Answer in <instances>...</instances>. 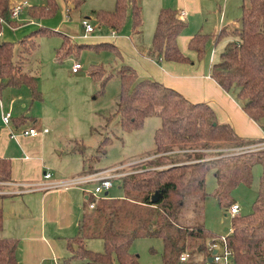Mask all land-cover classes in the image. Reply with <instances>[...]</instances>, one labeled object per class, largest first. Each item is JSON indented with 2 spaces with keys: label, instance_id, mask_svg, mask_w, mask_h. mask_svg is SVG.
<instances>
[{
  "label": "trees",
  "instance_id": "trees-1",
  "mask_svg": "<svg viewBox=\"0 0 264 264\" xmlns=\"http://www.w3.org/2000/svg\"><path fill=\"white\" fill-rule=\"evenodd\" d=\"M67 9L79 7L85 0H65ZM142 0H115L111 9L95 11L97 20L111 30L119 31L126 17L132 18V31L140 33L144 21ZM10 0H0V31L3 20L12 26L18 22L10 16ZM59 9L58 0H45L27 8L31 18L46 20ZM3 19V20H2ZM188 22L177 8L160 9L154 30L151 53L160 61L192 59L181 50L178 37ZM43 25L30 32L20 43L22 52L30 53L36 46L37 35L53 33ZM62 34V43L56 50L57 61L79 52L82 47L69 35ZM228 38L219 58L211 65V76L226 90L235 94L246 113L264 127V0L243 2L240 23L222 28L216 36ZM209 33L199 32L189 41V47L199 59L205 57ZM103 42V41H101ZM104 43V42H103ZM30 44V45H29ZM116 53L122 56L115 43ZM19 55V53H17ZM23 59L17 58L15 43L2 39L0 43V95L6 87H29L32 99H42L37 76L23 69ZM94 65L89 73L100 81L102 89L112 77V71ZM121 90L116 110L107 116L119 117L124 130L141 126L150 116H159L160 126L155 130V155L140 168L123 174L121 197L95 198L88 193L79 231L67 239L68 260L79 259L88 264H141L131 250L139 237H159L163 242L162 264H216L210 245L220 242L222 234L205 225V202L211 194L206 178L211 172L217 180L214 194L220 201L240 184L250 186L255 164L263 166L259 188L252 210L232 215L227 232V246L233 251L236 264H264V149L235 151V147L262 141L237 133L228 122L219 121L215 110L206 102L192 101L177 89L163 82L140 77L128 63L120 67ZM27 120L21 115L18 120ZM105 139L101 148L106 144ZM85 153V144L76 140L73 148ZM12 164L0 156V181L11 179ZM158 197L153 200V195ZM0 194V231L3 229V206ZM227 197V198H226ZM95 200L93 207L90 203ZM235 201L230 199L227 206ZM225 234V233H224ZM223 234V235H224ZM101 238L103 251L87 246L88 239ZM19 237L0 236V264H20L17 258ZM186 253V259L181 256Z\"/></svg>",
  "mask_w": 264,
  "mask_h": 264
},
{
  "label": "rangeland",
  "instance_id": "rangeland-1",
  "mask_svg": "<svg viewBox=\"0 0 264 264\" xmlns=\"http://www.w3.org/2000/svg\"><path fill=\"white\" fill-rule=\"evenodd\" d=\"M20 1L24 0H17V2ZM28 1L31 5L45 2V0ZM58 1L57 13L46 19L45 22L31 18L25 4V8L16 16L18 19L17 29H15L17 26L11 28L5 22L2 25V38L8 36L7 38H12V40L20 38L21 32L25 29L30 31L39 27L35 26L36 24L27 25L29 22L25 21L28 19L40 23L54 32L35 36L36 46L31 48L30 53L22 52L25 50V46L22 48L20 43L15 42L17 58L25 60L24 71L37 76L42 99H32V96L29 95V87L21 86V89H25L26 95L15 98V101L3 109L0 107V128L8 126L2 120L3 113L8 111L13 115L9 123L11 127L14 126V120L23 113L29 116L25 123L26 126L48 127L47 135L50 139L47 142L46 161L51 165H47L45 169L51 168L57 176L64 180L76 175L106 170H111L110 173L122 176L140 168L149 159L155 158L153 155L155 151L154 134L161 124L159 116H150L141 126L124 130L118 116L112 120L107 119V116L117 108L121 90L120 67L123 63L129 64L131 59L136 60L137 56L134 43L129 37V34L132 36V18L130 15L127 16L123 27L119 31L114 30L116 32L113 34L107 25L101 24L97 20L95 11L113 8L115 0H85L79 7H73L69 11L70 13H67L66 1ZM243 2L249 4V0H230L228 2L227 0L226 2L225 0H203L202 11L196 17L188 20L184 33L191 38L199 32L209 33V40L205 46L204 57L206 59L217 60L228 40L224 35L215 40V36L212 34L218 16H221V13L224 15L226 12L228 13L227 18L235 15L239 17ZM84 15H91L90 22L95 26V31L88 33L89 35L80 22L81 19L87 18ZM60 28L65 29L66 32ZM61 33L73 35L82 47H79V52L69 55L59 62L56 58V50L62 42ZM98 35L102 36L101 38L105 40L104 43L96 42L99 39L96 37ZM116 40L118 42L115 44L120 48L122 56L117 54L115 47L110 44ZM75 61H80L82 64V68L78 72L72 71ZM98 64L106 67L105 69L102 67L101 71L113 72L103 90H101L100 81L89 73V70ZM32 117H35L36 121L32 120ZM15 130L17 133L20 132L19 129ZM105 139H107L106 144L104 148H101ZM76 140L85 144L84 154L73 149ZM262 149H264L262 141H255L235 147L232 152ZM120 176L113 178V185L109 188V193L106 196H122L123 192L119 187ZM214 177V174L210 172L206 178L207 191L211 194L206 198L204 222L211 230L226 235L231 227L232 217L227 201L230 199L239 201L241 204L240 214L250 212L256 198V195L254 198L251 191L254 190L255 193L257 180L254 174L250 186L241 184L229 194L230 199L220 201L214 194L217 184ZM74 185L94 190L96 182ZM87 245L95 251L104 250L101 238L88 239ZM162 249L163 242L159 237H139L131 246V250L139 256L141 264H162ZM73 263L88 264L84 260H75ZM110 264H118V262L114 260Z\"/></svg>",
  "mask_w": 264,
  "mask_h": 264
},
{
  "label": "crops",
  "instance_id": "crops-1",
  "mask_svg": "<svg viewBox=\"0 0 264 264\" xmlns=\"http://www.w3.org/2000/svg\"><path fill=\"white\" fill-rule=\"evenodd\" d=\"M202 2L203 0H142L144 25L140 33L134 34L132 31V36L129 34L137 55L136 60H129V64L136 68L140 77L157 79L177 89L192 101L208 103L215 110L219 121L230 123L239 135L250 139L263 138V125L246 113L233 92L224 89L211 76V65L214 61L198 58L197 52L188 45L191 37L184 33L185 30L179 35L178 42L183 53L189 56L192 61H160L156 55L151 53L152 38L161 8L164 6L177 8L179 14L188 22V20L196 17L202 11ZM19 3H25L27 8L31 5L28 0L20 2L10 0L11 6ZM70 10L67 9V13H70ZM227 15L228 13L226 12L224 15L221 13V16L217 18L214 30L212 31L215 40L222 28L231 29L240 23L239 17L241 15L229 18H227ZM84 16L90 21L91 15ZM42 21L45 22V20ZM82 21L83 19L80 21L81 24ZM4 22L11 26V28L16 27L6 21ZM25 22L30 23H26L27 25L36 24L35 26L39 27L42 25L30 19ZM17 28L18 25L15 29ZM33 30L35 29L30 31L29 29H25L21 32L20 38H14L13 40L12 38H7L8 36L2 38L3 34L1 30L0 41L6 39L14 43H20L19 41ZM62 31L66 32L65 29H62ZM93 31H95V26ZM115 32L114 30L111 31L113 34ZM67 35L78 41L73 35L68 33ZM87 35L89 34L87 33ZM96 37L99 38L96 42L105 41L101 38L102 36L98 35ZM116 42L118 41L116 40L113 43ZM20 44L23 48V44ZM24 64L25 60L23 61V67ZM3 92L0 95V107L2 109L15 101V98L26 95L25 89H21V86H9ZM29 95H31V91ZM21 115H26V113ZM21 115L14 120V126L12 127L3 120L2 115L3 122L8 126L0 128V156L11 160L12 170L10 180L0 181V194L3 196L1 202L4 215L3 229L0 231V236L19 237L17 258L20 264H74L73 262L79 259H67L70 254L67 249V239L79 231L84 211V201L89 195L86 190L87 188L79 185L48 186L53 181L64 180L60 176H57L51 168L45 169L47 165H51L47 164L46 161L47 142L50 137L47 135L49 130L45 131L44 129L48 127L40 126L38 128L40 133L34 136L24 135L20 132H16L13 136L12 133L16 131L15 129L21 130L24 126L28 127L25 124L28 120H18ZM26 116L28 119L29 116ZM31 119L36 121L35 117ZM45 171L52 173V177L45 178ZM252 172L253 175L255 174L257 180L255 193L254 190L251 191L255 198L263 166L259 163L255 164ZM77 176L80 175L72 177ZM214 178L216 179V177ZM119 187L122 190L121 184ZM107 191L109 193V189ZM235 202L240 203L237 200Z\"/></svg>",
  "mask_w": 264,
  "mask_h": 264
},
{
  "label": "built area",
  "instance_id": "built-area-1",
  "mask_svg": "<svg viewBox=\"0 0 264 264\" xmlns=\"http://www.w3.org/2000/svg\"><path fill=\"white\" fill-rule=\"evenodd\" d=\"M25 8V3H19L14 6L10 7V16L12 18H16V16ZM3 20V19H2ZM5 21V20H3ZM82 24L84 25L86 32L89 33L94 30L93 24L87 19H83ZM82 68V64L77 61L73 65V71L77 72ZM12 119V113L11 112H6L3 114V120L6 123H10ZM45 131H48V128L44 129ZM21 134L24 135H37L40 133V130L36 126H28L24 127L20 130ZM16 132H13L12 135L14 136ZM262 143L264 144V136ZM111 170H106L98 173H87L84 175H80L77 177H72L71 179H65L63 181H53L52 183H49V187H59V186H69V185H74V184H83V183H88V182H96L94 190L86 189L88 193L92 194L96 199L101 198L105 195V192L113 185V178L115 176H118L120 174H112ZM45 178H51L52 173L45 171L44 173ZM105 191V192H104ZM104 192V193H103ZM103 193V194H101ZM95 204V200L90 203V206L93 207ZM241 205L238 202H234L230 206V213L232 215H236L240 212ZM221 239L223 241V244L220 242H213L210 245V248L213 249V260L208 261L210 262H215L216 264H236L234 259H233V251L231 248L227 246V235H222ZM215 251V252H214ZM188 254L184 253L181 258L186 259Z\"/></svg>",
  "mask_w": 264,
  "mask_h": 264
},
{
  "label": "water",
  "instance_id": "water-1",
  "mask_svg": "<svg viewBox=\"0 0 264 264\" xmlns=\"http://www.w3.org/2000/svg\"><path fill=\"white\" fill-rule=\"evenodd\" d=\"M0 43H1V41H0ZM107 194H108V191L105 192V195H107ZM157 197H158V192L155 193V194L153 195V198H152V199H153V200H156ZM214 252H215V251H214ZM209 260L212 261V260H213V257H210Z\"/></svg>",
  "mask_w": 264,
  "mask_h": 264
}]
</instances>
